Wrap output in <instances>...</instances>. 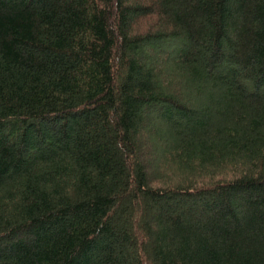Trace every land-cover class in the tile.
Wrapping results in <instances>:
<instances>
[{"label": "trees", "instance_id": "obj_1", "mask_svg": "<svg viewBox=\"0 0 264 264\" xmlns=\"http://www.w3.org/2000/svg\"><path fill=\"white\" fill-rule=\"evenodd\" d=\"M0 264H264V0H0Z\"/></svg>", "mask_w": 264, "mask_h": 264}, {"label": "rangeland", "instance_id": "obj_2", "mask_svg": "<svg viewBox=\"0 0 264 264\" xmlns=\"http://www.w3.org/2000/svg\"><path fill=\"white\" fill-rule=\"evenodd\" d=\"M156 65L158 68H167L169 67V64L171 63L170 61H168L167 63L165 62V59L162 58V60H156ZM156 150H154L153 152H150V153H146L144 152L146 155V157H148L150 159V164H152V166L154 168L158 167L160 165V162L162 161V154L164 155V157L166 156V152L168 153V151H170L169 149H165L164 151L159 149L158 147L156 148ZM164 152V153H163ZM123 225L125 227H127L128 229H136L137 227L134 226L132 227L131 223H128V222H123Z\"/></svg>", "mask_w": 264, "mask_h": 264}]
</instances>
